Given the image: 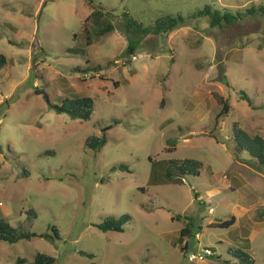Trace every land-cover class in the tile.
I'll use <instances>...</instances> for the list:
<instances>
[{
  "label": "rangeland",
  "instance_id": "374dc122",
  "mask_svg": "<svg viewBox=\"0 0 264 264\" xmlns=\"http://www.w3.org/2000/svg\"><path fill=\"white\" fill-rule=\"evenodd\" d=\"M93 1L0 0V218L37 234L0 240V264H34L38 253L54 264H235L239 249L264 264V167L236 156L232 134L238 123L264 137V20L213 28L190 18L264 0ZM99 5L116 28L86 45L84 22ZM125 13L144 26L163 15L189 23L145 36L130 56L137 35ZM81 97L94 100L89 121L52 107ZM102 134L100 151L85 147ZM187 158L204 163L199 176L180 174ZM125 215L123 232L98 228Z\"/></svg>",
  "mask_w": 264,
  "mask_h": 264
},
{
  "label": "trees",
  "instance_id": "16d2710c",
  "mask_svg": "<svg viewBox=\"0 0 264 264\" xmlns=\"http://www.w3.org/2000/svg\"><path fill=\"white\" fill-rule=\"evenodd\" d=\"M94 1L91 0V3ZM197 16L208 17L210 20L211 27L222 26L224 24H233L239 21H242L248 17H260L264 20V5H253L250 8H247L244 11L233 12L230 10H219L214 9L211 5H206L203 10H201L197 15H193L190 18L195 19ZM189 23L187 19L181 15L173 16V15H163L159 17L155 25L153 26H144L138 21L129 17L128 13L123 15V24L128 32H132L137 35L135 38L130 39V43L127 49V53L130 56H133L136 52V49L141 44L142 39L147 36H157L162 37L169 35L176 29L185 26ZM83 31L86 37V45H91L95 41H99L100 38L105 35L113 32L116 28L114 19L110 14L105 13L103 6L99 5V7H95L92 13L87 17L84 22ZM7 57L4 54H0V70L3 69L7 65ZM228 84V83H227ZM39 93V91H37ZM243 98L248 102H251L249 97L243 93ZM59 113H68L74 119H80L83 121H89L92 118L94 113V100L91 97H81L72 100H67L63 102L61 106L52 105ZM230 105L225 100L223 101V108L219 112L216 120V124L219 125L220 120L227 117L229 115ZM118 124V122H117ZM232 134L234 140L236 142V156H239L240 153L246 151L252 157V159H256L258 164L264 167V137L261 135L251 136L246 130L239 127L238 123L233 124ZM214 138L217 139L215 135ZM107 136L106 134H102L101 136L92 135L87 138L85 142V147L88 149H92L95 151H100L107 144ZM217 141H219L217 139ZM172 151L171 148L168 149ZM177 168L180 171L181 175H195L199 176L201 170L204 168V163L197 159L187 158L176 164ZM120 168L122 170H129L127 165H121ZM169 177L172 176V172H167ZM177 183H183L182 179H176ZM36 215V211L30 212ZM124 219L130 220V215H125L121 218L114 217H106L102 223L98 225V228L104 232L109 231H117L123 232L125 221ZM236 222V218L233 217L230 220H226L223 223H219L218 226L220 228H229L234 225ZM192 224H188L185 227L181 235L184 237L189 232V227ZM55 235L58 238L59 232L57 229H54ZM37 234L32 231H28L23 227H13L11 226L5 219L0 218V240L7 242L9 244H16L21 240H32L36 237ZM47 238H51L49 235H45ZM53 239V237L51 238ZM183 251H187V246L184 247ZM82 255L87 256L91 259L95 258V254L81 252ZM233 256L240 260L239 263L235 264H254V258L252 255L243 250L239 249L234 251ZM56 259L52 256H49L44 253H38L34 264H54ZM26 262V259H18V264H23ZM91 264H98L93 261ZM234 264V263H231Z\"/></svg>",
  "mask_w": 264,
  "mask_h": 264
},
{
  "label": "built area",
  "instance_id": "2783aa9c",
  "mask_svg": "<svg viewBox=\"0 0 264 264\" xmlns=\"http://www.w3.org/2000/svg\"><path fill=\"white\" fill-rule=\"evenodd\" d=\"M134 58H136V57H134ZM204 253H205V255H209V254H211V251L206 249ZM196 258L203 259V255H201L200 257H198L197 255H194V254L190 256V259H196Z\"/></svg>",
  "mask_w": 264,
  "mask_h": 264
}]
</instances>
